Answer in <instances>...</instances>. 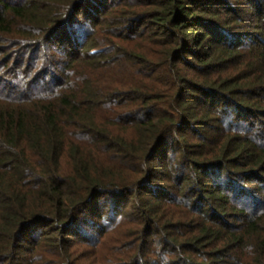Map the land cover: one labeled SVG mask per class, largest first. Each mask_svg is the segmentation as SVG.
Instances as JSON below:
<instances>
[{"label":"trees","instance_id":"16d2710c","mask_svg":"<svg viewBox=\"0 0 264 264\" xmlns=\"http://www.w3.org/2000/svg\"><path fill=\"white\" fill-rule=\"evenodd\" d=\"M0 264H264V0H0Z\"/></svg>","mask_w":264,"mask_h":264}]
</instances>
